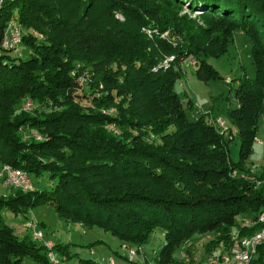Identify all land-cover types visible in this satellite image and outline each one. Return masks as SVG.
I'll return each mask as SVG.
<instances>
[{"label":"trees","instance_id":"trees-1","mask_svg":"<svg viewBox=\"0 0 264 264\" xmlns=\"http://www.w3.org/2000/svg\"><path fill=\"white\" fill-rule=\"evenodd\" d=\"M12 19L24 29L26 59L1 46ZM239 29L252 42L255 76L235 87L238 106L228 113L238 131L234 162L226 137L205 115L189 119L190 101L176 86L187 61L201 81L222 78L210 60L228 54ZM28 98L45 111L18 110ZM262 116L264 0H4L0 167L50 185L0 199V264L49 263L45 248L20 239L4 218L9 212L30 222V210L43 205L61 220L132 243L161 230L165 244L155 264H175V252L197 234L216 233L210 254L223 252L242 220L264 207V190L233 177L252 154ZM26 128L42 137L24 141Z\"/></svg>","mask_w":264,"mask_h":264},{"label":"rangeland","instance_id":"rangeland-1","mask_svg":"<svg viewBox=\"0 0 264 264\" xmlns=\"http://www.w3.org/2000/svg\"><path fill=\"white\" fill-rule=\"evenodd\" d=\"M186 12H189L188 8H186ZM198 14L200 12L197 11L193 17ZM117 17L123 20L121 14L118 13ZM258 33L261 32L258 31ZM34 36L39 38L38 43L44 41L39 34L35 33ZM251 48L252 42L246 31L239 29L229 44L228 54L219 59L210 60V64L222 78L210 82L201 81L196 75L195 62L187 61L184 64L185 75L176 86V91L186 104L190 101L191 109L187 108L189 119L194 121L201 115H205L206 121L216 126L220 133L226 137L230 144V156L234 162H239L238 131L229 120L228 113L238 106L234 92L235 87L244 78L249 79L255 76V65L250 54ZM29 51H31L29 48L25 49L22 46L21 57L28 58ZM18 110L33 115H41L42 110L45 111L44 106H38L35 101L29 98L23 101ZM123 131L126 130L116 128L117 135L121 137L126 135L122 134ZM21 135L24 141L42 137L37 129L31 128L21 130ZM153 139L155 137L150 140ZM3 166L0 167V172ZM241 168L242 170L233 172L234 178L250 182L254 190H264V116L259 120L258 136L253 145L252 154L242 163ZM30 180L34 191L37 187L46 188L50 185L46 177L31 176ZM18 190L10 185H5L4 181L0 179V199L6 196H15ZM28 215L30 222L37 223L44 231L45 241L53 246L60 245L65 251L64 254L55 251L57 264H80V259L83 258H93L100 264H110V259H113L115 264H155V258L165 244V235L159 229L151 232L142 243H132L99 228L89 229L81 224L61 220L49 205L30 210ZM4 218L7 224L14 228L20 239L26 238L31 241L28 222L15 218L9 212L4 213ZM217 238L216 233L193 236L175 252V264H194L195 261L200 262L208 259L213 255L210 254V250ZM35 243L38 246L41 245L39 242ZM219 249L218 247L216 252ZM131 252L135 253L132 256L133 259L129 257ZM22 264L38 263L26 258Z\"/></svg>","mask_w":264,"mask_h":264},{"label":"built area","instance_id":"built-area-1","mask_svg":"<svg viewBox=\"0 0 264 264\" xmlns=\"http://www.w3.org/2000/svg\"><path fill=\"white\" fill-rule=\"evenodd\" d=\"M4 0H0V9ZM24 29L16 20L12 19L6 25L1 46L2 48L16 55L21 56V48L23 46ZM172 59V58H171ZM224 123L223 121L221 122ZM115 130L114 127H109ZM0 179L5 185H10L23 192H33L34 188L31 184L30 177L22 170L15 169L10 165H4L0 172ZM31 238L35 242H39L46 250L49 264H57L56 253L54 246L45 241L44 231L37 223H27ZM259 226V229L252 235H241V229H251ZM241 229L232 233L231 245L221 253L211 255L204 261H195L194 264H264V207L254 219L244 218L241 223ZM135 253L131 252V257ZM110 264H115L113 259H110Z\"/></svg>","mask_w":264,"mask_h":264}]
</instances>
